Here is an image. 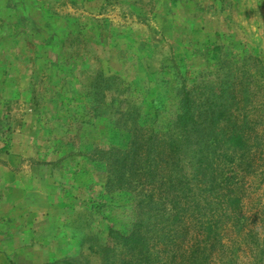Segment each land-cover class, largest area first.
Here are the masks:
<instances>
[{
  "label": "rangeland",
  "instance_id": "1",
  "mask_svg": "<svg viewBox=\"0 0 264 264\" xmlns=\"http://www.w3.org/2000/svg\"><path fill=\"white\" fill-rule=\"evenodd\" d=\"M215 52L264 62V0H0V264H99L88 246L128 212L94 208L105 174L81 156L116 143L115 85L170 111L176 74L213 80ZM98 73L119 81L90 113Z\"/></svg>",
  "mask_w": 264,
  "mask_h": 264
},
{
  "label": "trees",
  "instance_id": "2",
  "mask_svg": "<svg viewBox=\"0 0 264 264\" xmlns=\"http://www.w3.org/2000/svg\"><path fill=\"white\" fill-rule=\"evenodd\" d=\"M217 52L213 80L188 85L176 74L170 111L160 93L135 102L116 76L90 83V113L117 85L108 117L116 143L81 156L105 174L94 208L124 200L129 219L89 243L99 264H264V62Z\"/></svg>",
  "mask_w": 264,
  "mask_h": 264
}]
</instances>
